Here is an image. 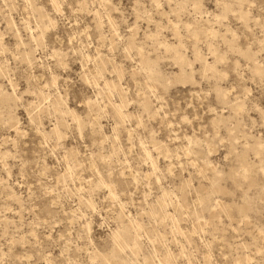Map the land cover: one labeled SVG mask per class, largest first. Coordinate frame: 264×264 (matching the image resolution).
Segmentation results:
<instances>
[{
	"label": "rangeland",
	"instance_id": "rangeland-1",
	"mask_svg": "<svg viewBox=\"0 0 264 264\" xmlns=\"http://www.w3.org/2000/svg\"><path fill=\"white\" fill-rule=\"evenodd\" d=\"M0 264H264V0H0Z\"/></svg>",
	"mask_w": 264,
	"mask_h": 264
}]
</instances>
